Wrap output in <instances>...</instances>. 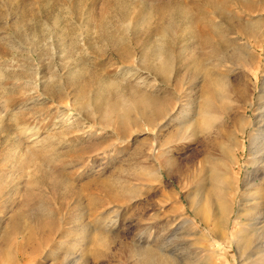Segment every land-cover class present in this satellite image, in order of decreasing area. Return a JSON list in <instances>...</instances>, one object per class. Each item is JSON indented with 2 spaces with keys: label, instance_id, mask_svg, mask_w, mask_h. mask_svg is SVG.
Returning a JSON list of instances; mask_svg holds the SVG:
<instances>
[{
  "label": "rangeland",
  "instance_id": "374dc122",
  "mask_svg": "<svg viewBox=\"0 0 264 264\" xmlns=\"http://www.w3.org/2000/svg\"><path fill=\"white\" fill-rule=\"evenodd\" d=\"M204 71L247 89L225 169L243 200L254 167L239 121L264 104V0H0V264H135L140 246L190 264L171 233L210 153L187 130ZM111 185L114 201L99 189ZM227 217L221 238L192 246L243 264Z\"/></svg>",
  "mask_w": 264,
  "mask_h": 264
},
{
  "label": "bare ground",
  "instance_id": "6f19581e",
  "mask_svg": "<svg viewBox=\"0 0 264 264\" xmlns=\"http://www.w3.org/2000/svg\"><path fill=\"white\" fill-rule=\"evenodd\" d=\"M200 76H202V85L199 89L202 97L201 121L191 123L187 126V130H189L192 137L201 134L200 143L204 150L210 153H206L200 162L201 176L197 175L199 177H197L198 181L191 196H189V198L193 197L194 206L189 204V199L186 197L189 210L183 207L181 222L174 226L171 235L175 237L176 245L178 244L179 247L182 246L185 250H188L187 255H191V258H186L192 260L190 264H220L221 260L217 257L218 250L208 248L207 245H205L207 249L204 250L192 245H197L196 241H200L199 238L205 241L213 237L221 238L223 233L216 229V226L229 225L230 220L227 216L231 214L235 217V230L231 237L235 240L239 258L242 259L243 264H264V174H262L264 172V102L262 100L263 105L259 115L257 118L255 117V123L250 121L245 124L242 119L239 121L243 129L241 134L244 133L245 129L250 131L249 153L252 157L247 165L254 168L252 173L248 174V177L252 176L253 181L251 183L248 181V185H245L244 199L237 201L234 196H228V181L225 178V169H227L226 164L232 161V151L236 146L229 131L230 127L235 126L238 121L234 112V102L240 96H246L247 89L242 86L241 89L237 87L238 85H228L223 78H218L211 72L204 71ZM212 129H214V132L210 133ZM162 170L169 176L166 165L160 163L156 171L160 173ZM260 175L263 176L259 178ZM99 189L111 199L110 201L116 199L112 185L109 187L100 186ZM104 193L103 197L106 198ZM92 200H90V204H94V200ZM47 223H49V220ZM200 225L203 227L201 228ZM95 226L97 233L93 238L97 241L96 249L103 248L106 243L104 239H108L102 235L105 232V226L99 220L95 221ZM101 235L104 239L101 238ZM188 242L190 243L188 244ZM152 247L142 248L140 246L139 249L133 247L131 252H133L132 255L136 259L135 264H177L174 259L165 256V253H162L163 255L158 254Z\"/></svg>",
  "mask_w": 264,
  "mask_h": 264
}]
</instances>
